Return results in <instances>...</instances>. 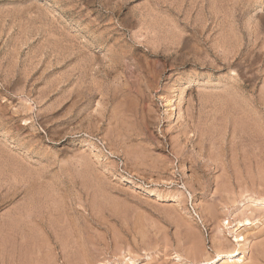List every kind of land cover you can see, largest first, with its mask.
<instances>
[{
    "label": "rangeland",
    "instance_id": "1",
    "mask_svg": "<svg viewBox=\"0 0 264 264\" xmlns=\"http://www.w3.org/2000/svg\"><path fill=\"white\" fill-rule=\"evenodd\" d=\"M263 143L264 0H0V264H264Z\"/></svg>",
    "mask_w": 264,
    "mask_h": 264
},
{
    "label": "bare ground",
    "instance_id": "2",
    "mask_svg": "<svg viewBox=\"0 0 264 264\" xmlns=\"http://www.w3.org/2000/svg\"><path fill=\"white\" fill-rule=\"evenodd\" d=\"M111 39V38H110ZM183 47V46H182ZM184 48V47H183ZM169 49V48H168ZM166 51V50H165ZM175 53V52H174ZM157 56V55H156ZM252 56V55H251ZM163 57V56H162ZM161 57V58H162ZM189 57V56H188ZM255 59V58H254ZM190 63V62H189ZM188 63V64H189ZM254 63V62H253ZM250 65V64H249ZM184 66V65H183ZM239 68V67H238ZM141 76V75H140ZM243 80V79H242ZM244 87V86H243ZM174 97V96H173ZM249 102V101H248ZM168 104V103H167ZM74 105V104H73ZM177 108V107H176ZM248 108V107H247ZM260 119V118H259ZM259 122V121H258ZM240 124V123H239ZM244 131V130H243ZM250 132V131H249ZM248 138V137H247ZM255 140V139H254ZM248 142V141H247ZM264 144V143H263ZM253 145V144H252ZM263 147V146H262ZM258 148V147H257ZM261 150V149H260ZM255 151V150H254ZM252 153V152H251ZM255 156V155H254ZM260 160V159H259ZM257 162V160L255 161ZM261 162V160H260ZM260 165V164H259ZM74 166V165H73ZM88 180V179H87ZM93 180V179H92ZM100 199V198H99ZM261 204V203H259ZM126 210V209H125ZM47 212V211H46ZM34 220V219H33ZM244 223H248L247 221H245ZM238 225L241 224V221L237 223ZM227 225H229V223H227ZM136 227V226H135ZM143 235V234H141ZM216 240V239H215ZM234 240L236 243H241L244 241L243 237L241 236H234ZM215 242V241H214ZM224 245V244H223ZM206 249H204L202 247V245H197L194 249H193V255L194 256H199L200 258L201 257H204V260L200 261L199 263L197 264H213L215 261H213V258L210 260L208 257H209V254L207 252V250L205 251ZM238 254H239V251L238 249L237 250H233L231 251L230 253L228 254H223V253H218L215 255V258H222L223 260H226V261H231V260H234L238 257ZM33 261V260H32ZM211 261V262H210ZM218 261V260H217ZM238 261V259L236 260ZM30 263V262H29Z\"/></svg>",
    "mask_w": 264,
    "mask_h": 264
}]
</instances>
